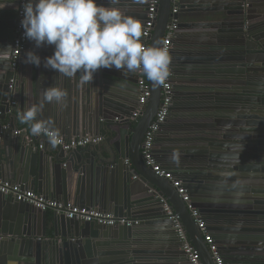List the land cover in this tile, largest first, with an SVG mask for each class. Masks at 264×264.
<instances>
[{
	"label": "water",
	"instance_id": "obj_1",
	"mask_svg": "<svg viewBox=\"0 0 264 264\" xmlns=\"http://www.w3.org/2000/svg\"><path fill=\"white\" fill-rule=\"evenodd\" d=\"M148 1L120 0L118 6L138 18L144 28ZM0 3L9 4L0 9L1 127L7 115L13 114L10 100L15 89L23 90L29 108L33 106V80L24 54L20 68L27 66L26 75L14 90L9 89L18 0ZM98 3L107 6L109 0ZM170 9V0H159L147 47L161 43ZM176 17L180 21L174 46L183 38L186 47L184 53L175 48L171 55H182L184 72H191L199 63L204 65L208 80L201 86L205 92L202 105L189 101L180 105V80L173 73L166 123L174 127L165 136L166 146L157 150L154 146V154L161 167L181 181L195 209L206 215V231L214 237L227 264H264V0H181ZM141 41L144 43L142 37ZM39 49L54 51V46L36 48L28 40L27 51ZM147 82L150 97L135 122L132 114L139 97L135 72L101 68L87 84L81 83L77 73L72 77V128L82 135L102 137L105 148L93 146L65 155L57 147L50 166L34 151L36 143L16 141L20 159L15 168L9 167L10 182L64 204L137 219L140 224L111 228L80 223L39 212L0 194V264H188L161 198L180 220L201 263L214 264L176 189L141 159L144 135L160 104V86ZM81 95L84 107L76 112L75 102ZM24 111L19 110L21 119ZM126 159L131 169L124 165ZM1 160L0 149V177L5 180L7 172ZM57 164L62 170H57ZM96 172L99 181L89 187V178ZM215 189L233 191V204L223 207L216 204L222 200L204 198ZM223 193L216 195H227Z\"/></svg>",
	"mask_w": 264,
	"mask_h": 264
},
{
	"label": "clouds",
	"instance_id": "obj_2",
	"mask_svg": "<svg viewBox=\"0 0 264 264\" xmlns=\"http://www.w3.org/2000/svg\"><path fill=\"white\" fill-rule=\"evenodd\" d=\"M141 2V0H137ZM98 0H23L21 27L23 36L36 48L54 46L52 55L43 58V67L65 77L81 74V83H90L101 68L126 72L142 70L154 86L165 84L170 76L169 48L160 43L146 47L142 41V22L125 13L118 5ZM9 4L0 3V9ZM42 58L34 51L25 53L24 62L41 66ZM67 97L66 90L51 87L44 92L40 106H32L22 114L31 123L33 135L44 134L56 147L61 133L52 122L38 120L44 102L60 103Z\"/></svg>",
	"mask_w": 264,
	"mask_h": 264
},
{
	"label": "built area",
	"instance_id": "obj_3",
	"mask_svg": "<svg viewBox=\"0 0 264 264\" xmlns=\"http://www.w3.org/2000/svg\"><path fill=\"white\" fill-rule=\"evenodd\" d=\"M181 0H170V18L168 24L165 28V32L161 43L169 48L170 57L172 51L173 40L175 37V31L179 24V20L176 17L179 12V5ZM22 3L23 0H18V10L16 13V31L15 37L12 40V48L10 55L9 67L13 73V77L9 81V89L14 90V86L17 82L16 74L19 71L21 60L28 50V40L23 36V29L21 27L22 19ZM159 7V0H149L147 9V18L144 23V28L142 32V38L144 40V45L147 47L149 38L151 37L153 28L155 26L157 18V10ZM137 89L139 91L138 105L135 112L132 114V118L136 122L141 114L144 112L148 99L150 97L149 85L147 82V77L143 74L142 70H137ZM172 69L170 64V76L165 84L160 86V104L157 113L154 117L153 122L148 127L141 146V159L146 167H148L156 176L171 182L172 187L176 189L177 194L183 203H185L191 218L193 219L197 229L199 230L204 243L206 244L208 251L211 255L214 264H226L223 257L220 255L218 246L214 243L212 236L206 231L205 221L202 219L200 213L191 204L189 196L186 194L185 188L182 186L181 181L176 180L172 172L165 170L158 163L154 154V144L157 136L160 133L162 125L166 123V120L170 113V108L172 105L173 98V87H172ZM11 108L16 106V101L12 96L10 100ZM7 134H10L13 138L23 137L27 145H32L38 143L41 140H47L48 138L44 134L40 135H27L23 133L22 130L13 128L10 124L4 123L0 127V140ZM61 142L56 147H59L65 155L72 153L78 149H84L93 146H99L103 143L104 139L99 136H84L72 138L68 141L60 137ZM39 150L43 149L42 141L37 147ZM124 165L131 169V162L129 159L124 161ZM135 177H133V180ZM0 194L8 196L17 203H23L29 205L39 212H52L56 215H63L68 220L78 221L80 223H93L99 226L106 227H135L140 224V220L125 218V217H115L109 213H103L97 209L93 208H80L77 206H72L70 204H64L55 200H50L42 195L25 189L18 183L6 181L0 178ZM163 205V211L165 216L169 221L172 222L173 228L178 241L180 242V249L184 252L186 256V261L188 264H202L199 254L196 249L189 242L188 236L177 216H175L174 211L163 198L160 199Z\"/></svg>",
	"mask_w": 264,
	"mask_h": 264
},
{
	"label": "crops",
	"instance_id": "obj_4",
	"mask_svg": "<svg viewBox=\"0 0 264 264\" xmlns=\"http://www.w3.org/2000/svg\"><path fill=\"white\" fill-rule=\"evenodd\" d=\"M178 39H180V43L177 44L176 46H174V41H173L172 50L174 51L176 48L177 52H180V53L183 52L184 53V50L186 47L185 40L183 38H178ZM39 50L34 51V52H36L42 58L41 66L37 67V66H34L31 64V67H30V70L32 73V80H33V84H32V86H33L32 87L33 88V106H37V107L40 106L41 102L43 101L44 92L51 87H58V88H61L63 90H66L67 97L63 101H61L60 103L44 102L43 107L39 108V111L37 114V119L38 120H44V121L50 120L52 122L51 126L58 129L61 133V137L64 138V140H66V141H68L72 138H77V137L94 136V135H82V133L79 130H77V129L73 130V128H72V113H73L72 77H70V78L65 77V76L61 75L60 73H58L54 70L44 68L43 67V58L52 55L54 51H50L47 49H45L43 51H41V50L39 51ZM180 53L171 55L172 73H176L177 79L180 80V83L177 85L178 86L177 88L180 90L179 93L177 94V96L179 97L177 102L180 105L186 101H189V102L194 103V104L202 105L204 100L201 98V96H204L205 92L203 91L201 86L203 85L202 83L204 82V80H206V81L208 80L205 78L206 75H205V72L203 70L204 65L199 63V65H195V67H193L194 70H192L191 72L190 71L184 72L182 69H184L185 64L181 62L180 58L182 57V55ZM26 71H27L26 65H24L22 68H19V71L16 74V79H17L18 85L21 84L22 77L24 75H26ZM185 81H190L191 85H187V83H185ZM188 86L191 88H189ZM185 87H188L189 89L185 88ZM188 94L190 96H186ZM229 94H232V92ZM13 98L16 101V106L13 109V114L7 115L4 123H8L13 128L20 129L23 131V133L30 135V134H32L30 129H31V123H33V122L25 123V122H23V120L19 116V110L20 109H23L25 111L29 109V105L27 102L28 101L27 96L24 95L23 90L15 89V91L13 93ZM83 107H84V99H83V96L81 95V96H79L77 103L75 102L74 110L77 112L78 110H80ZM173 127H174V124H170V123H166L164 125V127L162 129V134L160 135L161 138H158L155 142V145H154L155 150H157V148L161 149V148H164L166 146L167 137H165V136L170 135L169 131H171ZM16 141H18L20 143V142H24L25 140L23 139V137L13 138L12 136H10V134L5 135L0 140V149H1V156H2L1 161L3 163V169L7 172L6 173L7 176L5 177L6 181H12L13 180L12 175L9 173V167L15 168L16 165L18 164L19 159H20L19 158L20 157L19 148H17L18 149L17 150L15 147ZM41 141H42L43 149L39 150L37 147L41 144ZM41 141L36 143L37 146H36V148H34V151H39L41 153V155L43 156V159H46L48 161L49 165L51 166V164H50L51 159L56 157L58 154L57 147H53L47 140H41ZM99 146L102 148L103 147L105 148L104 141ZM155 157L158 161V156L156 154H155ZM57 165H56L57 170H59V171L62 170V168H60L59 165L58 166ZM54 167H55V165H54ZM99 178L100 177H99L98 172H96L95 175H93V176L91 175V177L89 178V182H88L89 187L94 185L96 182L98 183ZM131 180H133V177H131ZM18 184H20V183H18ZM25 189H28V190L33 191L35 193H38L36 189L35 190H31L29 188H25ZM214 192H215L214 194H210L208 197H204V198L222 200L221 202L216 203V204L219 206L221 205L223 207L230 206L233 204L232 200H235V198L233 196V191H230V190L229 191H220L218 189H215ZM217 192H219L221 194H226L223 192H227V195L226 196L216 195ZM38 194L42 195L43 197H45L47 199H50L44 193H38ZM50 200H53V199H50ZM49 214L52 215V212H49ZM204 216H206V215H204V214L201 215L202 219L205 222H207L206 221L207 219ZM143 233L146 234L149 232H143ZM210 235L212 236V234H210ZM170 237L171 236H167L166 238H170ZM135 238L138 240H141L144 237L136 236ZM145 238H146V236H145ZM172 245H174V243ZM223 259H224L225 263L227 264L226 257H223Z\"/></svg>",
	"mask_w": 264,
	"mask_h": 264
}]
</instances>
